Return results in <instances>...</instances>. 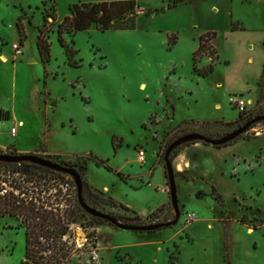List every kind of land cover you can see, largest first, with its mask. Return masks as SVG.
Here are the masks:
<instances>
[{
    "label": "rangeland",
    "instance_id": "1",
    "mask_svg": "<svg viewBox=\"0 0 264 264\" xmlns=\"http://www.w3.org/2000/svg\"><path fill=\"white\" fill-rule=\"evenodd\" d=\"M78 1L0 0V55L8 59L0 60V142L7 146L0 153L35 154L76 168L86 202L121 223L173 222L169 146L188 133L220 138L264 116V74L258 76L264 69V0H136L135 28L102 31L94 24L66 33L69 56L58 24ZM43 30L52 45L46 63L37 43ZM208 31L217 32L210 35L215 50L198 57L197 67L214 62V70L204 76L194 69V52ZM14 44L23 55H16ZM239 97L248 109L230 125L240 117L231 100ZM94 155L112 169L85 163ZM170 158L179 221L136 232L87 212L71 228L79 250L69 264H264V120L229 145L189 142ZM26 163L1 162L0 180L15 188L14 178L34 172L42 183L29 192L34 200L55 192L38 187L64 183L74 201L71 175ZM4 200L0 196V264H22L26 228L2 212Z\"/></svg>",
    "mask_w": 264,
    "mask_h": 264
},
{
    "label": "trees",
    "instance_id": "2",
    "mask_svg": "<svg viewBox=\"0 0 264 264\" xmlns=\"http://www.w3.org/2000/svg\"><path fill=\"white\" fill-rule=\"evenodd\" d=\"M178 1L180 0H177L176 3ZM138 7L139 5L136 0H104L100 2H83L80 0L70 7L71 13L58 24L59 42L70 56L72 52L65 37L66 33L87 30L94 24L99 25L102 31L112 28L133 29L137 24ZM48 16L49 14L46 13L45 18ZM56 20L57 17L55 16L54 24ZM18 27L21 39L24 41L27 38V34L22 18L18 22ZM211 34L215 37L217 32L208 31L200 36L199 47L194 52V69L204 76L214 70V62L203 69L198 68L197 63L198 57L206 54L211 55L212 52L210 50H215L210 44ZM37 43L44 63L49 62L52 59V45L49 41V36L45 35L44 30L39 34ZM244 115L245 111L240 113V117L237 120L227 123L230 125L239 123L244 118ZM188 123L191 122H186V124ZM116 138L117 136L113 137L114 147L117 145ZM89 160H95L99 165L112 169L107 160L98 156L94 155L90 159H85V163H88ZM2 163L13 164L8 162ZM22 164L27 163L22 162ZM31 165L59 176L64 175L61 172L44 168L37 164ZM21 174L25 175L24 172H21ZM36 175L32 172V174L25 175V177L14 178L16 182L15 188L19 190V194L12 191L5 196V200L2 203L4 205L2 212L21 219L23 226L26 228L27 250L22 264H69L73 255L79 250L77 243L72 240L71 228L87 212L82 207L78 194L75 195L74 201L66 197V193L63 190L64 183L58 184L60 188L53 184L42 189L40 188L42 183L39 179L41 176ZM34 181L36 184L30 185ZM38 185H40L38 191H47L48 193L52 188H55V192H51L44 199L41 196H37L35 198L36 201L34 200L35 196H29V192H34L35 187Z\"/></svg>",
    "mask_w": 264,
    "mask_h": 264
},
{
    "label": "water",
    "instance_id": "3",
    "mask_svg": "<svg viewBox=\"0 0 264 264\" xmlns=\"http://www.w3.org/2000/svg\"><path fill=\"white\" fill-rule=\"evenodd\" d=\"M257 120H264V116H260L257 119L253 120L251 123L239 127L233 132L220 137V138H210L202 133H188L185 134L178 139H176L168 148L166 155H165V161H166V168H167V174H168V181L170 186V195L172 204L174 205L175 209L177 210V218L173 222H166V223H154L149 225H131V224H125L121 223L118 219H116L114 216L107 214L103 211H100L92 206H90L85 198H84V182L82 179L81 174L78 172V170L74 167H68L65 165H62L60 163L54 162L50 159L41 157L39 155L35 154H20V155H13V154H6V153H0V162H8V163H22V162H31L46 168H49L51 170L61 172L64 174H69L73 177L78 190V198L82 205V207L88 212L89 214L99 217L101 219H104L106 221L111 222L115 226L124 229V230H130V231H154L158 230L162 227H168L173 224H176L179 221V218L181 216L180 208H179V197H178V187L176 183V176H175V170L173 167V162L171 160V154L172 152L179 147L182 144L189 143V142H205L208 144H212L214 146H224L226 144H229L230 142L234 141L238 137H240L242 134H244L254 122Z\"/></svg>",
    "mask_w": 264,
    "mask_h": 264
},
{
    "label": "built area",
    "instance_id": "4",
    "mask_svg": "<svg viewBox=\"0 0 264 264\" xmlns=\"http://www.w3.org/2000/svg\"><path fill=\"white\" fill-rule=\"evenodd\" d=\"M14 49H15V53L16 55L20 56L23 55V49L21 47L20 44H14ZM234 104L240 108L241 112L246 111L248 108V102L245 98H232L231 99ZM17 129L13 128L12 129V133H16ZM139 160L140 162H145L146 160V154L144 150H140L139 151ZM1 186H0V196H6L8 194H10L12 191H14L17 194V191L14 188V185L12 182L8 181V180H0Z\"/></svg>",
    "mask_w": 264,
    "mask_h": 264
},
{
    "label": "crops",
    "instance_id": "5",
    "mask_svg": "<svg viewBox=\"0 0 264 264\" xmlns=\"http://www.w3.org/2000/svg\"><path fill=\"white\" fill-rule=\"evenodd\" d=\"M198 46H199V44H198ZM198 46H197V48H198ZM196 48V49H197ZM6 56V55H5ZM32 60V59H31ZM263 74H264V69H263V72L262 73H259L258 74V76H260L259 78H262L263 77ZM218 85L219 86H222V82H219L218 83ZM6 118H10L11 117V113L9 112V111H7V113H6ZM20 123H22V122H20ZM13 129V128H12ZM18 133V130L16 131V134ZM13 135H14V133H12ZM12 146H15L16 147V144H14V145H12ZM0 147H4V148H7V146L4 144V143H2V142H0Z\"/></svg>",
    "mask_w": 264,
    "mask_h": 264
},
{
    "label": "bare ground",
    "instance_id": "6",
    "mask_svg": "<svg viewBox=\"0 0 264 264\" xmlns=\"http://www.w3.org/2000/svg\"><path fill=\"white\" fill-rule=\"evenodd\" d=\"M0 60H2L4 63L8 62V59L4 55H0Z\"/></svg>",
    "mask_w": 264,
    "mask_h": 264
}]
</instances>
